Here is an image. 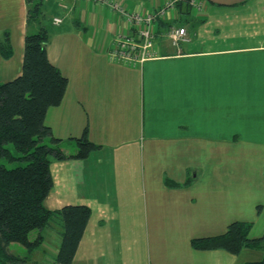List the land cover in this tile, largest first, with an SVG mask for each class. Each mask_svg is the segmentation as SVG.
<instances>
[{
	"label": "crops",
	"instance_id": "1",
	"mask_svg": "<svg viewBox=\"0 0 264 264\" xmlns=\"http://www.w3.org/2000/svg\"><path fill=\"white\" fill-rule=\"evenodd\" d=\"M107 1L147 12L167 0L43 2L44 13L47 5L58 8L46 17V52L67 78L44 123L65 154L75 153L85 127L97 145L85 158L50 162L44 206L90 208L71 264L261 260L260 248L232 254L191 241L221 234L236 220L252 223L250 238L264 232V0H199L201 9L190 14L167 9L155 23L156 56L140 64L110 56L132 24ZM26 9V0H0V32L12 46L9 58L0 55V83L21 72ZM172 26L186 30L177 45L167 36ZM55 223L45 264H57L61 219L39 232L42 246Z\"/></svg>",
	"mask_w": 264,
	"mask_h": 264
},
{
	"label": "trees",
	"instance_id": "2",
	"mask_svg": "<svg viewBox=\"0 0 264 264\" xmlns=\"http://www.w3.org/2000/svg\"><path fill=\"white\" fill-rule=\"evenodd\" d=\"M43 2L26 0L27 29L21 72L0 83V158L17 162L12 167L0 163V264L21 263L23 257L8 252V245L19 243L30 252L41 243L39 232L55 217L63 225L55 262L71 264L90 216V208L85 204H66L55 210L43 204L52 188L51 159H81L97 148L88 139L85 127L80 137L74 139L75 153L65 154L58 145L60 140L52 136L44 123L47 109L60 104L67 78L47 56L50 36ZM176 6L184 8L183 14L191 13L186 0L175 3ZM0 55L4 58L12 55L7 31L0 32ZM260 207L257 206L258 211ZM251 226L248 221H232L223 233L194 238L191 244L197 249L219 248L232 254H238L245 247L260 248L261 260L246 264H264V232L250 238ZM33 231L38 234L31 238Z\"/></svg>",
	"mask_w": 264,
	"mask_h": 264
},
{
	"label": "built area",
	"instance_id": "3",
	"mask_svg": "<svg viewBox=\"0 0 264 264\" xmlns=\"http://www.w3.org/2000/svg\"><path fill=\"white\" fill-rule=\"evenodd\" d=\"M181 0H167L162 7L154 11L138 12L125 8L121 4L107 1L112 9L132 24V30L122 32L110 50V56L128 64L142 63L143 61L156 56L154 51L156 19L163 15L167 9L173 8L175 3ZM191 8L199 11L201 2L199 0H186ZM59 19H56L58 21ZM171 43L177 45L178 42L186 38V30L182 26H172L167 32Z\"/></svg>",
	"mask_w": 264,
	"mask_h": 264
},
{
	"label": "rangeland",
	"instance_id": "4",
	"mask_svg": "<svg viewBox=\"0 0 264 264\" xmlns=\"http://www.w3.org/2000/svg\"><path fill=\"white\" fill-rule=\"evenodd\" d=\"M47 9H48V11L46 12L47 14L44 13L45 19H46V17H49L51 13L58 12L57 6L53 7L51 5H47ZM191 9L193 10V8H191ZM51 10H53V12H50ZM155 23H156V21H155ZM155 23H154V29H155ZM135 160H136V158L133 157V158H131V161H129V162L133 164ZM0 163H4L7 167H12V166L16 165L17 162L16 161H8L7 159L0 158ZM252 163H254V161H252ZM256 203H260V202L257 201ZM260 206H261V204H260ZM260 220L261 219H259L258 224H259V222H261ZM57 226H58L57 223H55L54 231H52V230L49 231L48 230L50 232L49 233L50 236L48 238H46L44 245L39 246L36 249V251H34V253L31 255L32 259L29 258V261H25L26 258H24V257L25 256L30 257V256H28L29 254L27 255V249L23 245H21L19 243H15V242L10 243L8 245L9 249L11 251H14V253L16 255H19V256H21V258L23 257V259H24L23 262L18 263V264H22V263L23 264H45L46 263V259H47V253L49 255V250H48L49 246L48 245H49V243H51V240H55L57 238V233H56ZM256 227H257V225H256ZM30 237H34V233H32V235H30Z\"/></svg>",
	"mask_w": 264,
	"mask_h": 264
}]
</instances>
